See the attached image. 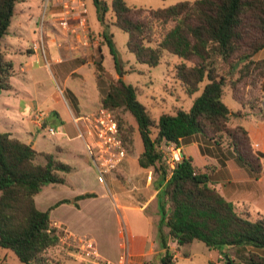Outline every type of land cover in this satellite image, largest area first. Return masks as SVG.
<instances>
[{
	"label": "trees",
	"instance_id": "obj_1",
	"mask_svg": "<svg viewBox=\"0 0 264 264\" xmlns=\"http://www.w3.org/2000/svg\"><path fill=\"white\" fill-rule=\"evenodd\" d=\"M20 1L0 0V91L11 88L13 64L1 41ZM92 1L100 22L128 33L127 49L138 62L156 66L164 52L175 55L174 81L192 98L187 109L176 107L156 119L138 100L137 86L125 82L122 74L114 78L105 71L100 49L94 57L100 107L112 112L127 153L134 150V131H138L142 143L138 165L152 168L159 180L158 231L164 248L160 264H174L163 226L178 246L197 240L223 255L234 248L244 257L245 249L252 247L259 253L248 251V262L264 264V217L238 212L190 156L183 155L171 165L162 149L170 144L178 148L196 133L214 141L225 136L241 164L253 173L262 170L246 131L230 124L231 116H239L240 111L231 112L223 96L229 89L242 105L257 100L253 88L264 76V58L253 56L264 47V0H182L156 8L129 5L126 0ZM102 36L117 67L112 39ZM71 170L57 153L37 151L9 132H0V247L11 250L20 264H53L46 252L64 234L52 225L50 208L39 209L34 198L44 185L63 184L64 173ZM115 170L124 179L121 170ZM91 195L86 192L75 199Z\"/></svg>",
	"mask_w": 264,
	"mask_h": 264
},
{
	"label": "crops",
	"instance_id": "obj_2",
	"mask_svg": "<svg viewBox=\"0 0 264 264\" xmlns=\"http://www.w3.org/2000/svg\"><path fill=\"white\" fill-rule=\"evenodd\" d=\"M61 2L62 0H50L48 10L44 13L41 11L38 18L27 0H22L20 5H17L18 2L15 6V14L8 32L1 41L5 57L13 64L14 73L10 79L11 88L0 91V132H9L37 151L57 153L58 157L70 164L73 169L76 166L81 168L87 165L88 169L94 170L83 140L78 136V123L73 120V116L89 114L100 107V90L94 65L90 73L85 72L84 66L93 63L95 50L102 51V46L98 45L101 37L93 34L87 15L86 33L81 31L72 33L64 29L60 21ZM83 2L87 11L86 0ZM72 20L76 21V19ZM38 21L40 23L37 25ZM40 38L44 55L40 49L32 48V44ZM45 58L49 59L50 66L45 64ZM263 58L264 47L253 56L254 60ZM87 77L93 78L91 85L88 84ZM75 79L79 80L80 87L76 86L74 89L69 85V81ZM58 82L62 84L63 90L61 87L58 90L55 88L54 84ZM248 87L246 86L245 95L249 93ZM253 90L257 96L254 103L248 101L242 105L232 97L229 89H226L223 100L231 112L240 111L239 116H231L230 124L240 125L246 131L250 147L259 157L262 166L260 172L253 173L236 159L235 150L229 139L225 142L214 141L201 133H196L183 140L178 150L179 154L181 151L184 156L192 158L195 167L206 173L209 183L231 202L238 212L248 213L255 218L264 217V76L260 85L258 80ZM65 93L70 98L63 96ZM49 127L53 129V134L47 132ZM138 151L136 157L132 159L133 164L135 160L137 161L142 148ZM69 160L74 163H69ZM118 168L132 185L131 188L118 184L114 186L115 195H120L121 209L142 211V222L151 227L155 225L154 223L157 224L159 221L156 198L159 190L156 188L159 182L157 176L145 181L151 169L142 168L146 171L141 172L129 167L127 156ZM111 173L114 172H109L107 175ZM112 176L113 182L119 181L115 174ZM87 191L82 190L74 196V204L77 207H80L83 199L76 200L75 197ZM62 199L70 198H61L56 202ZM56 202L47 209L50 208L52 225L64 232L60 240L62 242L69 238L70 234L66 232V228L64 229L61 220L51 216V212L64 203L53 206ZM117 219L119 226L121 220L126 224L131 257L129 264H137L144 259L149 260L154 255L160 259L164 248L159 231L158 235L153 234V238L149 234L136 237L130 232L125 214L123 217L117 215ZM166 233L167 231H164L165 238ZM121 236L122 232H120ZM121 240L118 243L120 247L123 244ZM95 248L99 259L105 260L103 255L107 252H101L102 249L98 246Z\"/></svg>",
	"mask_w": 264,
	"mask_h": 264
},
{
	"label": "rangeland",
	"instance_id": "obj_3",
	"mask_svg": "<svg viewBox=\"0 0 264 264\" xmlns=\"http://www.w3.org/2000/svg\"><path fill=\"white\" fill-rule=\"evenodd\" d=\"M85 1V0H84ZM109 1V0H108ZM182 0H126L129 5H136L142 7H161L172 5ZM22 0L17 4L20 5ZM28 4L32 5L34 15L38 18L41 11L43 13L48 10L50 0H27ZM87 17L93 34L100 35L98 45L102 46V65L110 75L117 78L122 74L125 82L138 87V100L150 111L154 118H158L162 113H172L176 107H183L187 109L190 106L192 98L184 95L173 78V69L178 62V58L170 53L164 52L160 62L156 66H149L145 63L138 62L133 53L127 49L128 33L118 28L117 26L108 22H100L97 18L96 8L92 0H86ZM15 14V13H14ZM36 17H34L36 19ZM110 17V13L106 14V18ZM12 20V19H11ZM40 22H37V25ZM88 26V23H87ZM97 31V32H96ZM102 33L112 39L113 52L118 66L115 67V60L113 54L110 52L108 43L104 40ZM97 36V35H96ZM96 49V47H95ZM95 55L98 50L94 51ZM94 55V56H95ZM92 64H85V72H91V68H95L94 60ZM45 64L50 66L49 59H45ZM119 70V73H117ZM86 76V75H85ZM262 79V78H261ZM259 81V85L261 82ZM88 84L91 85L93 78L87 77ZM77 81V82H76ZM79 80H70L69 85L74 89L76 86L80 87ZM75 83V85H74ZM55 88L62 89L61 83H55ZM82 87V86H81ZM85 89L87 86L84 85ZM82 89V88H81ZM92 89V87H91ZM63 90V89H62ZM61 94V93H60ZM199 94V91L195 95ZM63 96L70 98L67 93ZM228 100V98H226ZM229 101V100H228ZM260 103V97H259ZM261 108V106H259ZM130 122L136 127L133 118L129 117ZM222 142L228 141L225 136L220 139ZM142 143L138 131H134V150L127 153L129 167L145 172L138 162L132 159L136 157L138 150H141ZM170 164L173 165L175 161L174 154L177 153L180 159L179 148L174 145H162ZM69 163L74 161L69 160ZM91 164V163H90ZM76 166V164H75ZM94 168V167H93ZM119 169V168H118ZM152 179L157 176L152 168ZM109 175L105 174L101 177L95 170L88 169L87 165L81 168H72L71 171L64 173L65 182L52 186L53 184L44 185L40 192L35 196V204L41 210H46L50 205L61 198H70L68 202H64L59 207L51 212L54 219H59L63 222L64 229L70 234V239L59 242V244L49 249L46 253L52 258L53 264L59 261V264H121L120 255L124 249L118 246V243L127 236L126 224L121 220L120 226L117 215L125 214L128 218L130 232L136 237L149 234L153 238V234L158 235V223L148 226L142 222L143 212L136 209L123 210L120 207V195H115L114 186L122 185L123 187L131 188V182L124 175V179L117 176L116 170ZM116 175L119 181L113 182L111 177ZM145 178V181L152 180ZM88 190L91 196L81 198L80 207L74 204V196L82 191ZM141 198L140 196H137ZM119 207H118V204ZM254 218V216H252ZM162 227V226H161ZM163 231H167L163 226ZM63 234L64 232L60 230ZM120 232L122 236L120 237ZM167 238L169 250L174 254V264H250L247 259L248 251H255L252 247H247L244 251L245 257L241 253L237 254L234 248L228 249V254L223 255L218 252V249L207 247L201 241H193L185 245L178 246L174 241ZM158 240V237H157ZM72 241H77L73 243ZM90 241L94 248L98 246L104 253L105 260H100L99 257H86L85 243ZM159 241V240H158ZM160 244V243H159ZM129 248V240L127 239ZM161 247V245H160ZM96 249V248H95ZM70 255V256H69ZM131 257L123 264H129ZM94 260V261H93ZM0 264H20L16 255L9 249L0 247ZM137 264H160L159 257L154 255L151 259L140 260Z\"/></svg>",
	"mask_w": 264,
	"mask_h": 264
},
{
	"label": "built area",
	"instance_id": "obj_4",
	"mask_svg": "<svg viewBox=\"0 0 264 264\" xmlns=\"http://www.w3.org/2000/svg\"><path fill=\"white\" fill-rule=\"evenodd\" d=\"M61 5L62 27L72 33L77 31L86 33L87 11L83 0H62ZM72 19H76V21ZM32 48L40 49L44 55L41 38L32 44ZM73 120L78 123V136L83 140L89 160L96 172L103 177L118 168L127 156V151L119 137L118 126L112 112L108 108L99 107L92 113L73 116ZM47 132L54 133L51 127L47 129ZM174 158L179 160L177 153L174 154ZM147 178H152L151 173L147 175ZM122 243L124 251L120 255L121 264L127 262L130 257L127 236L123 238ZM85 251L86 257L98 256L90 241L85 243Z\"/></svg>",
	"mask_w": 264,
	"mask_h": 264
},
{
	"label": "water",
	"instance_id": "obj_5",
	"mask_svg": "<svg viewBox=\"0 0 264 264\" xmlns=\"http://www.w3.org/2000/svg\"><path fill=\"white\" fill-rule=\"evenodd\" d=\"M263 107H264V103H263ZM180 156L182 157L183 156V153L180 151Z\"/></svg>",
	"mask_w": 264,
	"mask_h": 264
}]
</instances>
